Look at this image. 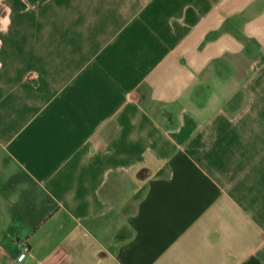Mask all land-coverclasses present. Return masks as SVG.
<instances>
[{"label": "crops", "instance_id": "0c3cea01", "mask_svg": "<svg viewBox=\"0 0 264 264\" xmlns=\"http://www.w3.org/2000/svg\"><path fill=\"white\" fill-rule=\"evenodd\" d=\"M0 264H264V0H0Z\"/></svg>", "mask_w": 264, "mask_h": 264}, {"label": "built area", "instance_id": "2783aa9c", "mask_svg": "<svg viewBox=\"0 0 264 264\" xmlns=\"http://www.w3.org/2000/svg\"><path fill=\"white\" fill-rule=\"evenodd\" d=\"M28 253H29V247L27 245H25L23 247V251H22V253L20 255V259L24 260L28 256Z\"/></svg>", "mask_w": 264, "mask_h": 264}]
</instances>
